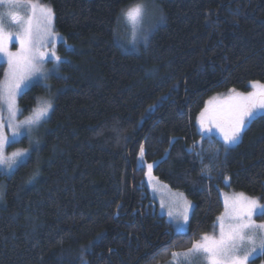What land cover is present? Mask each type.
<instances>
[{"label":"trees","instance_id":"16d2710c","mask_svg":"<svg viewBox=\"0 0 264 264\" xmlns=\"http://www.w3.org/2000/svg\"><path fill=\"white\" fill-rule=\"evenodd\" d=\"M40 1L51 4L71 48L60 46L55 98L41 82L19 98L23 115L41 96H52L53 107L27 164L0 174V264H160L213 230L222 190L264 202V118L227 153L214 136L220 158L211 180L188 151L209 147L199 116L211 97L264 83V0H161L165 20L138 51L117 40L122 10L138 0ZM5 71L0 63V82ZM149 163L194 202L188 230L157 251L150 244L168 222L146 218L145 228L122 217L141 191L150 196Z\"/></svg>","mask_w":264,"mask_h":264},{"label":"snow or ice","instance_id":"6c2138e0","mask_svg":"<svg viewBox=\"0 0 264 264\" xmlns=\"http://www.w3.org/2000/svg\"><path fill=\"white\" fill-rule=\"evenodd\" d=\"M21 3H26L32 14L24 18L16 12L7 13L11 22L18 26L19 30L16 33L5 30L4 17L0 16V58L5 59L8 64L6 78L0 82V107L6 105L8 113L7 121L0 117V169H3L6 175L14 174L16 170L26 165L31 157V152L27 149L8 155L5 151L6 147L17 143L23 137L31 138L33 129L42 126L52 110L51 100L37 98L38 106L32 109L31 115L17 122V115L22 110L16 105V97L29 88L34 81H46L49 78V73L43 70L46 59L54 60L57 64L61 62V58L56 56L55 52L49 54L42 51L49 42L46 38L52 35V9L40 6L35 0H0V4L9 7L18 6ZM142 11L141 6L137 5L130 8L125 15L135 26L142 16ZM37 12L41 20L39 28L34 27L33 24ZM160 19L162 20L163 17ZM13 35L19 43V49L16 52L10 51L8 47ZM143 39L147 40V36L145 35ZM250 86L254 91L247 95L234 93L228 97V102L224 105L206 106L200 113V127L207 136L209 147L205 149L199 144H193L188 151L200 157L203 165L202 177L211 180L215 162L220 158V148L213 146L212 126L222 138L221 147L227 153L230 148L238 144L241 133L248 124L257 118H264V83L252 82ZM44 87L47 89V84ZM215 99L210 100L208 104L214 105ZM5 127L9 129L10 135L5 132ZM30 142H32L31 139ZM198 148L199 151H197ZM205 153H208L209 164L207 165L204 164ZM143 155L144 150L141 147V164ZM153 166V164L147 165L149 176ZM173 203L180 209L179 215L186 222L187 210L192 207L190 202L184 199L182 194H177V199ZM168 215L173 217L171 209ZM254 215L264 216V205L258 200L247 198L243 194L232 198L231 209L218 217L219 236L203 235L187 252L173 253V257L183 256L186 264H190V258L193 256L203 257L207 264H249L257 248L264 251V223L256 224L252 219ZM179 227L181 226L178 225Z\"/></svg>","mask_w":264,"mask_h":264},{"label":"rangeland","instance_id":"374dc122","mask_svg":"<svg viewBox=\"0 0 264 264\" xmlns=\"http://www.w3.org/2000/svg\"><path fill=\"white\" fill-rule=\"evenodd\" d=\"M160 1L161 0H138L136 2L131 3L130 5L126 6L122 10L121 15H120V20L118 23V27H117V40H118L119 44L124 49L129 50V51H138L140 49L141 45L145 44L149 40L151 35L158 29V27L161 24H163V22L165 20V16H164V12H163ZM35 2L38 3L42 7L51 8L52 12H53V18H52V22H51V33H52V35L50 37L46 38V40L49 42L46 43V47H44L42 49V51H46L49 54H51L52 52H55V55L59 56L61 58V62L59 64H57V63H55L54 60L46 59L44 65H43V70L45 72L49 73V78L46 81H38V82L34 81L32 83V85L35 83H39V82L47 84L48 88L50 89V94L53 95L55 98L56 92L58 90L54 89V87H52L50 79L53 76L60 74L61 64L65 60V56L60 52V46L62 44H65L67 48H71V45L67 44L64 35L57 32L55 29V26H54L55 15H54V11H53L51 4L48 2H45V1H40V0H35ZM137 5L141 6L143 11H142L141 18L139 19L137 24L134 26L133 22L126 17L125 13L130 8L137 6ZM9 11L16 12L24 18H27L28 16H30L32 14L30 7H28V5L26 3H21L20 5L15 6V7H9L8 5L0 4V16L4 17L5 30L8 32H11V33H16L19 29H18V26L13 24L11 22V19L8 17L7 13ZM161 17H163L162 20L160 19ZM33 24H34V27H36V28L41 27V20H40L39 12L36 13V17L33 20ZM145 35L147 36V40L143 39V37ZM8 47H9V50L12 52L18 51L19 43L16 41L15 35H13L12 41L9 43ZM0 63L5 64V67H6L5 75L1 81V82H3L6 78V73L8 71V64L6 63L5 59H3V58H0ZM57 69H58V71H57ZM252 82H258V81H251L248 84V86H249L248 90L235 91L234 93H240L243 95H247L249 92L254 91V89H252L250 86ZM27 89H25L23 92H25ZM234 93H230V94L225 93L221 96L218 95V96L211 97L207 101L206 106H208V107H220V106L224 105L226 102H228V97L230 95H233ZM21 95H18L16 97V105L20 110H22L20 107V104H19V98ZM40 98L51 100L52 101V107H53V97L52 96H41ZM213 98H216L215 103H214V105L210 106L208 104V102L210 100H213ZM37 106L38 105L36 104L35 107H37ZM51 111L47 117L46 122L49 119ZM31 112L26 114V115H23L22 111H21V113H18L17 122H19L20 120H23L26 117H28L29 115H31ZM0 117H2L4 119V121H7L8 113H7V106L6 105H4L3 107H0ZM46 122L42 123V126H39V127L33 129L32 133H31V138L23 137L17 143H14L11 146L6 147V149H5L6 154L10 155L12 152H15L18 150H25V149L29 150L32 154V152L35 149H37L43 141V133L46 130ZM206 127H208L207 124H206ZM212 128H213V131H212L211 135L217 137L218 139H220L222 141V138L220 137V135L217 132V130L215 129V127L212 126ZM200 130H201V133L203 135H205L204 130H202V129H200ZM243 131L241 133V137H242ZM5 132L10 135V131H9V129H7V127H5ZM24 138L27 139V144H21V141ZM30 139L32 142H30ZM36 141H38V143H36ZM149 164H153L155 166V163H149ZM147 165H146V167H147ZM0 174L4 175L5 178L12 175V174L11 175L4 174L3 169H0ZM5 178H3V179L0 178V205H2L4 203V194H5L4 190H5V182H6ZM145 180H146V183H147V186H148V189L150 191L152 198L157 203L159 214L164 215L166 217L168 223H170L174 227L175 231L186 232L189 228V222H190V217H191V214L193 211L194 202L190 198H188L183 192L171 188L168 184L164 183L159 178H157L153 173V168L151 170V176L148 175V169H147ZM177 194H182L184 199H186L192 205V207L187 210L188 219L186 222L184 221L183 217L181 215H179L180 209L175 207L174 203H173L174 200L177 199ZM241 194H243V196H245L247 198L256 199L259 201L260 204L264 205V202H262L260 200V198H258L256 196H251L249 194H246L244 192H239V191L222 190L221 195H222V199L224 202V210L220 214L219 217L223 216L226 213V211H229L231 209L232 198L239 196ZM170 209L173 211V217H169V215H168V212ZM257 216L258 215H254L252 217V219L255 221V223L256 224L264 223V220L258 219ZM178 225H180L181 227L178 228ZM206 234L209 236H216V237L219 236L218 219L215 223L213 230L209 233H206ZM206 234H204V235H206ZM258 235H259V233H258ZM199 240H197V241H199ZM248 247H250V246H248ZM190 248H192V246ZM190 248H188L186 250H176L175 249L172 252V254L173 253H178V254L179 253H185ZM263 252L264 251H261L259 248H257L256 252H254L252 254L253 258L250 259L249 264H264V261L255 262V260L263 254ZM160 264H186V262H185V258L183 256H177L174 258L172 255V257L168 261L160 263ZM190 264H207V261L201 256H193L190 258Z\"/></svg>","mask_w":264,"mask_h":264},{"label":"flooded vegetation","instance_id":"af4514ba","mask_svg":"<svg viewBox=\"0 0 264 264\" xmlns=\"http://www.w3.org/2000/svg\"><path fill=\"white\" fill-rule=\"evenodd\" d=\"M141 193L142 194L138 197L137 206L133 209L129 208L126 213L122 214V217L128 215L132 216V219H124L123 221L128 225H135L137 220H139L145 228L146 218H152L154 224L162 223L163 221L168 222L164 215L159 214L157 203L152 198L151 194L149 196L145 191H141ZM154 206L156 207V211H154ZM171 227L173 229H171ZM175 232L177 231H175L174 227L170 223H168V226L163 227V229L160 230V232L155 237V241L151 242L150 245L153 247L154 250L157 251L171 244L173 242ZM147 239L149 240V237H147Z\"/></svg>","mask_w":264,"mask_h":264},{"label":"bare ground","instance_id":"6f19581e","mask_svg":"<svg viewBox=\"0 0 264 264\" xmlns=\"http://www.w3.org/2000/svg\"><path fill=\"white\" fill-rule=\"evenodd\" d=\"M130 153H131V150L129 149V152H128V156H129V158H130ZM132 169H133L132 171H133V178H134V176H135V170H134L133 167H132ZM134 182H135V179H134ZM155 206H156V204H155ZM155 206H154V211H156V207H155ZM116 215H117V217H118L119 214H116ZM116 215H115V216H116Z\"/></svg>","mask_w":264,"mask_h":264},{"label":"water","instance_id":"95a60500","mask_svg":"<svg viewBox=\"0 0 264 264\" xmlns=\"http://www.w3.org/2000/svg\"><path fill=\"white\" fill-rule=\"evenodd\" d=\"M136 142V141H135ZM130 150H131V148H130ZM133 170V169H132ZM134 179H135V176H134ZM116 217H117V215H116ZM170 242V241H169Z\"/></svg>","mask_w":264,"mask_h":264}]
</instances>
